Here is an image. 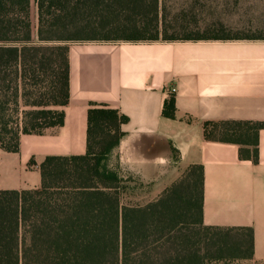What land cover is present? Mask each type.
<instances>
[{"label":"trees","instance_id":"16d2710c","mask_svg":"<svg viewBox=\"0 0 264 264\" xmlns=\"http://www.w3.org/2000/svg\"><path fill=\"white\" fill-rule=\"evenodd\" d=\"M168 1L35 0L34 38L32 0H0V148L17 153L22 135H42L64 124L70 43L219 38L192 32V19H186L191 6L189 13L182 9L181 18L170 19ZM170 30L185 35H169ZM163 114L176 117L174 99ZM126 122L116 110L90 109L85 156L47 158L40 189L0 191V264H209L252 256L251 230L204 225L201 166L190 168L153 203L123 204L126 181L110 162ZM263 127L225 122L206 123L204 129L206 139L238 144L242 159L257 162ZM234 232L238 239L230 238ZM216 237L214 253L210 242Z\"/></svg>","mask_w":264,"mask_h":264},{"label":"crops","instance_id":"0c3cea01","mask_svg":"<svg viewBox=\"0 0 264 264\" xmlns=\"http://www.w3.org/2000/svg\"><path fill=\"white\" fill-rule=\"evenodd\" d=\"M229 7L191 0L192 32L218 39L70 43L64 124L22 135L17 153L0 148V191L40 189L47 158L87 154L90 109L116 110L127 122L110 165L126 181L125 205L155 202L201 166L204 225L251 230L252 256L241 261L264 264V127L257 162L242 159L238 144L205 137L206 123L264 126V39H224ZM171 99L174 119L163 114Z\"/></svg>","mask_w":264,"mask_h":264},{"label":"rangeland","instance_id":"374dc122","mask_svg":"<svg viewBox=\"0 0 264 264\" xmlns=\"http://www.w3.org/2000/svg\"><path fill=\"white\" fill-rule=\"evenodd\" d=\"M235 0H229L230 7L225 15V24H228V29L224 30L227 36L238 37V36H250V37H264V0H237L238 4L234 3ZM191 6V0H169L166 4L167 14L170 19L173 17L181 18V11L186 10L189 13V7ZM190 21V13L186 18ZM31 20L33 26L34 38L37 36V6L35 0L31 3ZM174 20V19H173ZM178 20L177 22H180ZM182 36L185 35L183 31L177 30L173 32L170 30L169 35ZM117 36L111 35L114 39ZM76 42H83L82 40H77ZM122 192L121 200L123 204H126V185ZM213 233V232H212ZM240 237L239 233H232L230 238L238 239ZM245 238V236L243 237ZM245 240V239H244ZM218 237L210 242V249L212 252L218 251L217 246ZM247 253V248L244 246L242 249V255ZM209 264H246L242 262L241 259H232L227 256L224 259H214L209 262Z\"/></svg>","mask_w":264,"mask_h":264},{"label":"built area","instance_id":"2783aa9c","mask_svg":"<svg viewBox=\"0 0 264 264\" xmlns=\"http://www.w3.org/2000/svg\"><path fill=\"white\" fill-rule=\"evenodd\" d=\"M171 92H172V93H175V92H176V90H175V89H171Z\"/></svg>","mask_w":264,"mask_h":264}]
</instances>
